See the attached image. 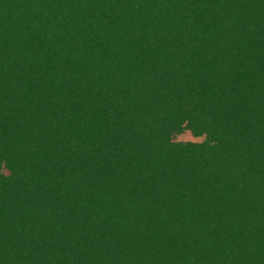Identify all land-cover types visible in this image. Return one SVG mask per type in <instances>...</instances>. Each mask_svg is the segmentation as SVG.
<instances>
[{
    "label": "trees",
    "instance_id": "16d2710c",
    "mask_svg": "<svg viewBox=\"0 0 264 264\" xmlns=\"http://www.w3.org/2000/svg\"><path fill=\"white\" fill-rule=\"evenodd\" d=\"M249 71L264 0H0L6 264H264L253 177L170 135L257 128Z\"/></svg>",
    "mask_w": 264,
    "mask_h": 264
},
{
    "label": "rangeland",
    "instance_id": "374dc122",
    "mask_svg": "<svg viewBox=\"0 0 264 264\" xmlns=\"http://www.w3.org/2000/svg\"><path fill=\"white\" fill-rule=\"evenodd\" d=\"M246 77L245 95L254 101L257 128L245 135H239L216 127L208 135L197 128L196 124L182 112L183 110L176 109L170 135L171 141L179 145H209L211 148L216 144L223 145L220 149L215 146L210 151L209 158L213 161L216 158H225L226 166L236 176L251 175L253 183L257 186V195L264 202V147H261V143L264 142V75L258 71H249ZM4 173L0 161V175ZM98 194L103 204L110 203L112 195L107 184L99 182ZM15 200L16 194L13 190L0 189V264H6L4 250L9 239L14 236L19 222L14 212ZM116 227V224L111 222L113 231ZM108 260L110 264L119 263L116 255L110 256Z\"/></svg>",
    "mask_w": 264,
    "mask_h": 264
}]
</instances>
